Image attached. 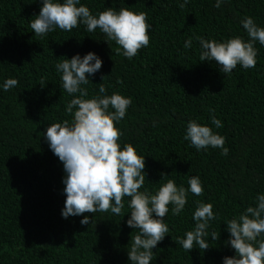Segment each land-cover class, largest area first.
I'll return each instance as SVG.
<instances>
[{"label":"trees","instance_id":"16d2710c","mask_svg":"<svg viewBox=\"0 0 264 264\" xmlns=\"http://www.w3.org/2000/svg\"><path fill=\"white\" fill-rule=\"evenodd\" d=\"M215 2L189 0L180 7L183 0H81L93 15L106 8L145 14L149 45L128 59L99 29L89 33L84 25L36 36L30 22L42 0H0V84L18 81L7 92L0 89V264H130L127 251L139 233L126 223L131 198H123L120 215L84 213L88 225H81L82 216L63 218V164L43 135L47 126L72 120L65 105L74 97L63 89L55 65L90 51L103 65L82 86L86 99L98 94L100 83L108 95L131 98L116 127L121 146L132 144L145 156L146 179L139 191L155 194L168 179L188 188L192 176L204 189L200 196L188 193L179 215L168 206L169 233L153 249L151 264H222L224 257L235 256L226 244L225 223L264 193V45L254 42V68L237 65L224 74L215 61L200 60L197 37L248 41L240 21L251 17L264 27V0H227L220 8ZM189 39L192 47L186 48ZM212 115L223 127L211 123ZM189 120L224 137L228 154L191 146L184 139ZM201 201L213 205L216 219L208 232L219 239L209 235L208 249L194 244L189 253L176 240L194 228L192 215Z\"/></svg>","mask_w":264,"mask_h":264},{"label":"clouds","instance_id":"9594fccd","mask_svg":"<svg viewBox=\"0 0 264 264\" xmlns=\"http://www.w3.org/2000/svg\"><path fill=\"white\" fill-rule=\"evenodd\" d=\"M226 2L216 0L214 6L220 8ZM188 3L189 0H183L180 7ZM34 17L30 28L36 36L44 37L56 29L70 32L84 25L89 33L99 29L105 34V41H114L119 46L117 52L128 59L146 48L150 41V25L145 14L127 8L119 11L106 8L93 15L81 0H42L39 14ZM240 23L247 32L248 41L239 36L223 42L197 37L201 47L200 60L215 61L224 74L231 73L237 65L254 68L257 56L254 42L264 45V27L258 26L251 17L243 18ZM184 46L191 48V39ZM102 65L101 57L91 51L83 56L77 53L55 65L63 89L74 97L65 105L66 113L72 116L71 122L53 123L43 134L50 150L62 162L65 173L62 183L66 200L61 216L65 219L82 216L81 225H88L90 217L84 213L110 211L120 215L124 208L123 198L130 197L128 207L131 211L126 223L130 228L139 229V233L132 238L128 260L130 264H151L153 249L169 233L164 219L169 212L168 206L172 205L173 215H179L187 204L188 193L200 196L204 189L200 178L192 176L188 179V188L178 187L174 180L168 179L155 194L147 189L139 191L146 179L145 156L138 155L132 144L121 146L118 141L122 133L116 127L126 116L131 98L115 92L108 95L100 83L98 94L86 99L88 91L82 87L91 82L90 78ZM17 84L16 79L9 78L0 84V89L7 92ZM110 108L113 111H109ZM211 123L216 128L223 127L215 115L211 116ZM184 139L197 151L212 147L222 149L225 156L229 152L224 147V137L196 120L187 121ZM192 219L194 228L176 240L189 253L194 244L200 250L208 249L206 238L209 235L212 240L219 239L215 231L208 232L210 221L216 219L211 203L199 202ZM225 225L229 233L226 244L235 250V256L224 257L222 264H264V238L258 239L264 235V193L257 194L255 206L247 207Z\"/></svg>","mask_w":264,"mask_h":264}]
</instances>
